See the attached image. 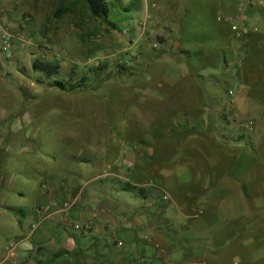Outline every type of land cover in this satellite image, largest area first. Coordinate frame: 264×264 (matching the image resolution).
<instances>
[{
	"label": "crops",
	"instance_id": "0c3cea01",
	"mask_svg": "<svg viewBox=\"0 0 264 264\" xmlns=\"http://www.w3.org/2000/svg\"><path fill=\"white\" fill-rule=\"evenodd\" d=\"M226 1L228 19L219 23L222 19L217 18L215 26L224 41L221 53L217 57L215 49L203 47L196 56L214 57L220 73L234 67L236 78L244 84L225 111L229 126L235 127L227 139L218 130L219 137L212 135L206 126L198 135V115L208 107L206 94L195 105V112L179 108L175 115L187 119L184 126L181 118L171 122L159 150L157 141L145 142L147 149L140 153V159L147 157L145 166L132 174L139 175L133 186L143 194L132 192L134 200L123 197L122 190L108 188L94 210L80 201L68 213L40 212L52 200L74 196L70 183L38 164L37 155L45 154L36 145L40 127L31 111L38 105L37 96L12 94L0 75V264H264V0L263 4ZM177 2L171 0L169 15L179 28L178 20L187 19V8L178 11ZM186 27L187 22L181 26ZM136 35L140 40V32ZM183 40L172 32L161 51L148 44L139 46L141 57L147 60L171 55L169 71L163 72L167 91L186 78V73L172 69L177 63L182 65L181 55L191 57ZM155 88L144 91L162 100ZM257 104L261 114L256 132L263 130L260 142L255 140L253 146L251 133L241 132V117L249 119ZM186 124L194 127L188 130ZM246 127L252 130L250 125ZM189 133L191 138H182ZM189 139L199 144L188 149ZM211 145L215 150L207 153ZM45 181L50 183L47 189ZM26 195H30L29 201ZM163 195L166 201L161 199ZM75 224L81 228L76 230ZM11 241L15 247L7 251L5 246ZM116 242H121L122 251L118 252Z\"/></svg>",
	"mask_w": 264,
	"mask_h": 264
},
{
	"label": "rangeland",
	"instance_id": "374dc122",
	"mask_svg": "<svg viewBox=\"0 0 264 264\" xmlns=\"http://www.w3.org/2000/svg\"><path fill=\"white\" fill-rule=\"evenodd\" d=\"M261 2L252 0L250 4L264 3ZM152 3H156V7H152ZM170 3L171 0H119L121 7L130 4L133 8L129 13L117 8L115 18L110 15L109 20L117 24L116 29L90 17L82 0H0V26L17 37L22 34L25 37V46L9 58L0 54V63H3L1 83L12 94L24 92L31 97L37 96L38 105L31 111L40 127L36 145L45 154L37 155L38 164L70 183L71 196L83 188L85 202L92 210L98 207L104 190L121 191L124 184L135 183L139 175L133 177V171L145 166L147 159H140V153L147 149L145 142L157 141L156 149L162 148L169 124L183 119L179 113L175 115L179 108L195 112V105H200L206 94L204 101L210 110L205 108L198 115V135L206 126L212 135L219 137L218 130L224 132L222 137L227 139L231 128L235 127L229 126V114L225 111L244 84L236 78L234 67L220 73V64L215 65L214 57L197 59L195 55L203 47L215 49L213 54L217 57L221 53L219 50L224 41L215 26L217 18L222 19L219 23L228 19L227 1L196 0L191 3L178 0V11L184 12L187 8L186 21L179 19L177 23L180 30L175 27L176 19L170 18ZM149 14H152L151 18H147ZM186 22L187 27L181 28ZM139 32L140 40L136 35ZM172 32L177 38L182 35L185 40L181 43L185 50L191 51V57L181 55L182 59L178 58L182 65L176 63L181 68L174 65L176 67L172 69L178 74L186 73L183 76L186 78L167 91L163 72L169 71L173 61L171 55L147 60L144 55L141 57L139 46L142 44L143 48L148 44L152 50L161 51L164 42L160 39L165 41ZM153 40L160 44L157 49L151 46ZM35 59L57 65L59 74L47 77L34 71L31 64ZM197 75L199 80H194ZM54 80L64 85L84 83L68 92L50 87ZM160 85L164 88H159ZM152 86H156L157 96H162V100L146 94L144 90ZM230 91L233 92L231 95ZM217 102L220 104H214ZM257 106L252 109L249 119L241 117V132L251 133L253 146L255 140L260 142L263 130L256 132V119L261 114L258 111L261 107ZM250 119L252 124H248ZM186 120L183 119V126ZM186 125L188 130L194 127L192 125L190 129ZM191 137L189 133L182 138ZM197 144L198 140L189 139L188 149ZM210 150H215L212 145L207 153ZM260 150L257 154L261 157ZM162 160L157 158V163ZM49 184L45 181L44 189ZM121 194L131 199L133 193L123 191ZM25 200L29 201L30 195H26Z\"/></svg>",
	"mask_w": 264,
	"mask_h": 264
},
{
	"label": "trees",
	"instance_id": "16d2710c",
	"mask_svg": "<svg viewBox=\"0 0 264 264\" xmlns=\"http://www.w3.org/2000/svg\"><path fill=\"white\" fill-rule=\"evenodd\" d=\"M82 2L90 17L101 20L103 22H107L109 25L116 29L118 28L117 24L109 20L110 15H113L115 18V10L117 8L124 10V12L126 13L131 12V8H133L130 4L121 7L119 5V0H82ZM160 42H164V39L161 38ZM195 55L200 56V54L198 53H196ZM31 66L34 71L40 72L47 77H52L59 74V67L57 65H53L39 59H35L32 62ZM83 83L84 81L80 83L78 82L64 85V83H62L61 81L54 80L51 83L50 87L56 88L60 91L73 92L74 90L82 87ZM121 190L126 192H137V194L139 195L143 194L142 189H137L135 186L129 184H124L121 187Z\"/></svg>",
	"mask_w": 264,
	"mask_h": 264
},
{
	"label": "built area",
	"instance_id": "2783aa9c",
	"mask_svg": "<svg viewBox=\"0 0 264 264\" xmlns=\"http://www.w3.org/2000/svg\"><path fill=\"white\" fill-rule=\"evenodd\" d=\"M152 7H156V3L151 4ZM152 14L147 15V18H151ZM219 19V18H218ZM24 26V24L22 25ZM126 26V25H125ZM125 30V29H123ZM246 32V30H243ZM242 31V33H243ZM142 34V33H141ZM240 34L237 33V36ZM24 34L19 35L18 37L7 31L6 29L2 28L0 26V54L3 55L5 59L9 58L13 52H15L18 49H21L25 46V40H24ZM140 35V39H141ZM159 42L157 40H153L151 43V46L155 49L158 48ZM122 50H125V48H122ZM233 92H229V95H231ZM106 172V171H105ZM84 190L83 188L80 189L77 194L73 198H68L65 200L57 201V200H52L49 203H46L40 207V212L43 213H68L72 207H74L75 204H78L80 201L84 202L85 201V196H84ZM163 201L167 200V196L163 195L161 197ZM74 228L76 230H79L81 226L79 224H75ZM115 246L119 249H121L122 244L121 242H116ZM15 247V244L13 241L9 242L5 248L7 251H11Z\"/></svg>",
	"mask_w": 264,
	"mask_h": 264
}]
</instances>
